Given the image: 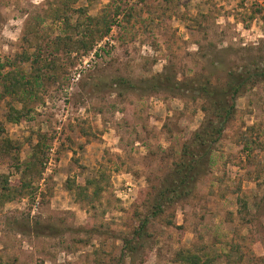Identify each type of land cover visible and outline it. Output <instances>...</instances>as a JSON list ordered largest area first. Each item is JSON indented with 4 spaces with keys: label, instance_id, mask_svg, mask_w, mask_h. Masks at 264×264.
<instances>
[{
    "label": "rangeland",
    "instance_id": "rangeland-1",
    "mask_svg": "<svg viewBox=\"0 0 264 264\" xmlns=\"http://www.w3.org/2000/svg\"><path fill=\"white\" fill-rule=\"evenodd\" d=\"M80 8L110 30L63 53L81 39ZM33 50V68L13 63ZM0 66L39 70L17 123L0 101V264H178L191 247L210 264H264V82L241 89L191 192L156 217L152 190L206 115L202 99L144 88L160 73L217 87L264 67V0H0Z\"/></svg>",
    "mask_w": 264,
    "mask_h": 264
},
{
    "label": "trees",
    "instance_id": "trees-1",
    "mask_svg": "<svg viewBox=\"0 0 264 264\" xmlns=\"http://www.w3.org/2000/svg\"><path fill=\"white\" fill-rule=\"evenodd\" d=\"M54 11H57V9H54ZM77 12L78 18L73 26V34L78 30L76 34L81 39L74 42V46L66 49L63 53L69 52L70 49L77 51L76 45H81L82 38L84 37L101 39L110 30L112 21L102 13L94 17H89L86 16L85 8L77 9ZM116 14L117 12H114V16ZM53 16V22L59 23L61 20L65 28L68 26L69 20L66 15H58L55 12ZM38 60V52L34 50L32 52L22 51L14 57L13 63L16 62L18 65L29 64L33 68ZM3 67L0 66L1 70ZM38 73L39 70L36 69L34 73L30 72L29 75H25L22 70L16 67L15 70L0 74V101L4 98H9L6 102V122L14 124L24 117V108L20 106L16 109L13 104H16V102L22 104L25 99L33 96V87L38 78ZM252 80L264 82V67L228 71L225 76V82L217 87L207 81L200 83L190 81L180 82L166 73H160L156 77H152L144 82V88L150 93L170 92L177 95L187 94L194 99H202L204 106L201 107V110L206 115L200 128L183 145L178 162L173 165L172 170L166 178L152 190L150 199L151 212L149 217H156L162 212L163 206L174 204L181 200V198L189 195L197 176L203 171L205 163L208 162L209 154L219 141L227 123L233 116L235 98L241 89L245 88L249 84L248 82ZM128 88L134 89L135 86L130 84ZM2 130L0 123V133H2ZM33 157L36 159L34 155ZM4 188L6 190L5 186ZM98 192L99 188L95 187V191L92 193L98 195ZM3 197L4 195H1L0 199ZM146 216V213L139 214L136 224L130 233V237L121 240L125 254H132L138 250V241L146 234L148 220ZM202 252V247L178 250L175 252L174 262L178 264H210L213 258L208 256L209 254ZM202 254L205 258L202 257ZM223 254L227 258V261H230L228 251H223Z\"/></svg>",
    "mask_w": 264,
    "mask_h": 264
},
{
    "label": "built area",
    "instance_id": "built-area-1",
    "mask_svg": "<svg viewBox=\"0 0 264 264\" xmlns=\"http://www.w3.org/2000/svg\"><path fill=\"white\" fill-rule=\"evenodd\" d=\"M125 190H123V191H120V195H123L124 197L123 198H126V197H128V194H129V188L128 187H125L124 188ZM118 197V196H117Z\"/></svg>",
    "mask_w": 264,
    "mask_h": 264
}]
</instances>
